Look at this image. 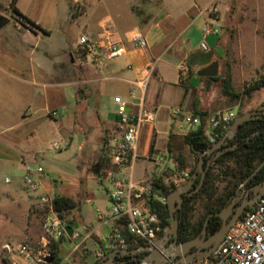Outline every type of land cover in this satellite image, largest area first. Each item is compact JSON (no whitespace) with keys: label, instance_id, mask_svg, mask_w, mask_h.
<instances>
[{"label":"crops","instance_id":"obj_1","mask_svg":"<svg viewBox=\"0 0 264 264\" xmlns=\"http://www.w3.org/2000/svg\"><path fill=\"white\" fill-rule=\"evenodd\" d=\"M81 0H71V4L80 3ZM91 0H85V16L87 31L94 35H99L103 31L106 21H110L114 26L117 38L124 41L126 53L121 57L104 63L100 66L83 64L75 56L74 45H66L62 48L60 57L41 49L40 44L44 39L43 35H49L52 31L40 23L39 17L35 11L29 13L23 12L31 22L40 25L48 31L34 27L31 31L20 26L13 19V28L0 35V88L10 86L11 78L19 79L31 86L29 91L30 99L37 102L39 106L32 108L30 105L22 108L18 112V117L24 125L40 123L48 125L52 120H59L58 131L69 138V144L73 139V132L76 130L78 114L76 112V103L79 102L77 95L81 84L83 95V115L91 116L93 121L91 125L93 132H96L95 138H103L101 142L102 155L105 157L108 143L118 134V115L116 113L117 105L115 97L120 96L128 100L133 112L141 114L144 111L148 114L153 113L156 117L155 122H144L141 127L138 147L134 151V159L131 166V175L134 180H144L151 177L161 176L168 172L166 167H173L178 161L177 143L184 140V134L181 132L182 117L174 118L172 110L181 106L186 112L193 111L195 99H199V107L208 110L209 113L215 112L214 106L207 103L198 94L202 92L204 82L200 81L198 88L191 85L193 74L201 68L209 65L218 59V53L222 52L224 56L225 43L227 39L223 36L224 25L234 23L239 34L244 30L243 21L240 17L245 4L240 1L238 7L240 10L233 13L232 17L227 16L230 10L224 8L221 12L219 0H110L105 4H98L92 7ZM231 0H224L223 6L229 7ZM234 1V0H232ZM239 1V0H235ZM213 3H217L220 9V20L222 32L220 35H210L204 38L203 29L209 23L210 18L206 9ZM259 7L264 8V0H260ZM237 7V8H238ZM236 8V9H237ZM104 18H108L104 20ZM11 21L8 23L10 24ZM7 24V25H8ZM6 26V25H5ZM4 26V27H5ZM2 29V28H1ZM140 31L147 39L148 46L145 48H135L127 41L131 31ZM15 39L16 41H12ZM202 41L210 43L209 51H203L200 47ZM209 45V44H208ZM45 55L48 61H40L36 64L34 61ZM12 56L23 59L27 58L31 63L17 62L18 59H12ZM41 56V57H40ZM82 69L81 78L77 76L76 71ZM198 76V75H197ZM148 78V87L144 97L137 91V98L131 97V91L136 87V82L140 79ZM205 89H207L205 87ZM1 96V95H0ZM5 95L0 97V102H5ZM142 100V101H141ZM10 98L7 97V105ZM9 110V108H7ZM223 109V108H222ZM57 111L58 115L53 116L51 111ZM9 115L8 113L6 116ZM4 116V117H6ZM29 120L31 122H29ZM53 126V124L51 123ZM56 131V127L53 126ZM87 133H89L87 131ZM17 134V135H16ZM16 134L9 136L13 146L18 152L14 156L2 155L7 160H20L26 164L24 148L19 145L20 140H38L37 131L30 134L22 131H16ZM87 140H93V135L89 133ZM99 139V140H100ZM21 149V150H20ZM84 151V150H83ZM85 152V151H84ZM38 151H33L28 158L34 159ZM157 154H164L165 161H157ZM152 163H158L160 166L154 167ZM145 164V173L137 175V167ZM148 165L151 166L148 172ZM111 169L107 171L103 182H110ZM40 193H60L49 186V183H42ZM109 190V189H108ZM108 192V191H107ZM11 198L19 203L22 212H27L30 207L38 200L36 196L24 198L21 193L15 191L9 194ZM87 202H92L90 195ZM109 197V196H108ZM76 218L85 224V241L79 250H74V246L69 250L65 260L78 255L85 259V264H92L99 260V251L105 249L102 245L101 228L108 227L109 232L114 224L110 207L107 212L98 210V224L90 223L86 220L81 210V200L78 201ZM28 223L18 228V231L12 227L5 231H0V248L11 260L12 264H35L17 252H8L4 250L5 244H11L14 250H17L24 244H32L37 249L46 243L43 240V232L36 238L35 233L28 235ZM74 229L68 228L70 234ZM18 234H23L27 241L14 242L18 239ZM31 235V236H30ZM96 236V240L93 236ZM107 237V236H106ZM105 237V242L106 241ZM35 240H34V239ZM104 240V238H103ZM65 241H73L67 237L57 241H52L49 248L56 244L59 252H63ZM93 241L91 247L89 242ZM90 251V253H89ZM94 252V258L89 255ZM88 254V255H87ZM63 260V261H65Z\"/></svg>","mask_w":264,"mask_h":264},{"label":"rangeland","instance_id":"obj_2","mask_svg":"<svg viewBox=\"0 0 264 264\" xmlns=\"http://www.w3.org/2000/svg\"><path fill=\"white\" fill-rule=\"evenodd\" d=\"M11 1L0 0V16H8L11 19L10 24L0 29V35L13 28V19L16 18V14L10 7ZM108 1L110 0H91L90 3L93 7L98 4H105ZM197 1L204 2L205 0ZM240 1L245 4L240 15L244 30L239 34L236 24L226 23L223 27V36L227 39L224 56L222 52L218 53V59L220 60L219 75L224 78L229 65L232 73V85L236 91H242L245 86L264 76V8L262 11L259 7L258 3L260 0H231L228 8L227 6H223L225 4L224 0H219L221 12H224V8L228 9L230 11L227 16L232 17L233 13L240 10V7H238ZM84 3L85 0H81L80 3L78 2L73 5L71 4V0H17L16 5L25 13L31 11L37 13L40 23L52 31L49 35H43L44 39L40 44L41 49L56 54V57H60L62 48H65L66 45H74L81 33L88 32L85 16L82 15L86 9ZM107 19L104 18V20ZM12 41L15 42L16 40L12 39ZM207 44L210 46L209 41ZM12 59L18 58L12 56ZM41 60L48 61V58L43 54L41 59L38 58L34 62L39 64ZM16 61L31 63L28 57ZM76 73L81 78L82 69L79 68ZM208 78L198 77L197 74H193L191 85L194 88H198L200 81L204 82L203 91L198 94V97H202L207 103L212 104L214 110L232 108L238 112L239 116L249 111L264 108V86L253 92L250 96H244L239 100H230L223 93V80L212 81L207 88L206 83ZM31 88L26 82L15 78H11L10 86L0 88V95H5V102H0V231L6 232L8 228L12 227L19 232L18 228H22L25 222H27L29 225L28 235L32 233L33 236L35 233L36 238H38L42 233L41 224L46 206L37 201L27 212H22V207L19 206V203L9 195L15 191L21 193L24 198L38 194L28 191L25 187L24 176L26 165L32 168L35 178L40 181L41 185L42 183H49L51 188L55 185L56 188L54 190L60 192L57 194L72 197L77 202L81 200V210L84 218L89 220L90 223L98 224V210L107 212L111 206L107 191L112 188V184L108 181L103 182V178L106 176L107 171L111 169L112 164L104 158L106 161L103 162L100 174L96 172L97 164L105 157L102 155L100 148L103 138H95L96 132L92 130L94 125H91L93 124L91 123L93 119L91 116L86 117L82 114L84 108L82 91H79L77 95L79 102L75 106L78 120L76 130L72 135L73 139L69 144V138L58 131L60 126L59 120H52L48 125L37 123L34 126V123L29 125L22 123L21 118L18 117V112L28 105L32 108L39 106L37 102L35 103L30 99L29 91ZM78 88L82 89L81 84H79ZM7 97L10 98L9 105L6 102ZM7 113L9 115L6 116ZM29 122L31 121L29 120ZM51 123L56 127V131ZM16 131L24 133L27 131L29 134L32 131H37L38 134V140L25 139L18 142L24 148L25 155L38 151L34 159L28 158L27 155L25 156V165L20 160L15 161L14 159L7 160L2 158L4 153L14 156L18 152L13 146L12 140H9V136L16 134ZM87 131L93 135V140H87V135H89ZM53 142H58L62 146V149L59 151L51 150L50 145ZM177 151L179 161L177 169L162 174L166 177L167 184L175 183L174 180L176 178L182 181L185 179L183 183L187 182L190 173L198 167L200 156H197L184 140L181 139L177 143ZM159 155L164 154H157L155 157L158 158ZM152 165L154 167L160 166L158 163H152ZM152 165H148V172H150ZM39 166L44 168L42 173L36 172ZM144 169L145 164L139 165L137 167V175L141 176V174L145 173ZM183 172L189 175L188 178H186L187 176ZM219 172L218 168L213 170L214 174ZM8 176L11 177V182L9 183L5 181ZM158 177L156 176V178ZM221 177L223 178L224 176L222 175ZM216 185L220 189L223 186L219 181L216 182ZM86 192L89 193L92 202H87L88 196ZM205 211L202 201L195 202L190 212L191 220L193 222L200 220ZM76 213V210L66 212V220L71 222L76 218ZM68 225L74 230H86L85 224L78 219ZM101 232L100 241H102V245H106L105 237L109 234V228L107 226L102 227ZM23 236V234H18V239L14 242L27 241V238ZM93 237L98 240L95 235ZM89 245L93 247V241H90ZM72 247L73 245L70 241L64 242L62 254L61 252L58 253V256L61 258L59 264H85V259H82L78 255L72 256L69 260L64 259L69 254L68 249ZM89 258H94V252L89 255ZM0 264H12L1 248Z\"/></svg>","mask_w":264,"mask_h":264},{"label":"built area","instance_id":"obj_3","mask_svg":"<svg viewBox=\"0 0 264 264\" xmlns=\"http://www.w3.org/2000/svg\"><path fill=\"white\" fill-rule=\"evenodd\" d=\"M206 12L210 18L209 23L203 29V36L220 35L222 32L219 24L220 9L217 3L211 4ZM18 24L31 31L34 27L30 23H22L21 18L16 16ZM127 41L135 48L148 46L146 37L137 30L130 32ZM200 47L203 51H209V45L202 41ZM126 53L124 41L117 38L114 26L106 21L103 31L99 35L83 32L79 35L74 56L83 64L100 66L113 61ZM148 87V78L136 82V87L131 91V97L137 98V91L144 97ZM142 101V100H141ZM116 113L118 115V134L108 143L106 155L112 164L111 184L108 190L111 201L110 211L114 224L106 237L107 247L99 251L98 258L114 248L124 249L130 245L127 235L134 242L144 241L152 246H158L165 241V233L169 226L168 218H163L158 211L152 207V201L157 200L167 203V195L155 185V178L151 177L136 181L131 175V166L134 159V151L138 147L140 131L144 122H155L153 113L141 114L133 112L128 100L116 96ZM54 117L58 115L55 110L51 113ZM174 118L182 117L181 132L186 135L189 132L205 127L209 142L213 145L228 135L231 125L238 116L232 108L220 109L205 116L194 114L193 111L186 112L181 106L172 110ZM51 150H61L58 142L50 145ZM158 162H164L165 157L159 155ZM178 167L175 162L173 167H166L167 171H174ZM44 168L39 166L37 173H42ZM188 178V174L183 172ZM11 182V177L5 179ZM185 181L175 179V184ZM24 184L28 191L38 193L40 203L46 206V212L41 224L43 232V246L39 249L32 244H24L14 250L11 244H5L4 250L17 252L19 255L35 264H47L45 258L52 255L49 244L52 241L67 237L73 241L74 250H79L85 241L83 231L73 230L68 233V221L54 209L53 196L50 193H40L41 183L35 178L32 168L26 165ZM126 232V233H124ZM190 264H264V193L256 202L238 218L224 235L216 249L208 256L199 258Z\"/></svg>","mask_w":264,"mask_h":264},{"label":"trees","instance_id":"obj_4","mask_svg":"<svg viewBox=\"0 0 264 264\" xmlns=\"http://www.w3.org/2000/svg\"><path fill=\"white\" fill-rule=\"evenodd\" d=\"M16 4L17 0H12L10 7L16 16L21 18L22 23H30L33 27H37L38 29L48 33V31L40 25L31 22V20L19 10ZM220 79L223 80V93L230 100H239L244 96H250L253 92L264 86V76H262L245 86L242 91H236L232 85V73L230 66L228 65L225 77L222 78L220 75L216 77H209L206 87L208 88L212 81ZM262 110H264V108ZM193 112L194 114H200L202 116L209 114L208 110L201 109L199 107L198 98L195 99ZM184 141L191 147V150L197 156L206 152L212 145L208 140L205 127L203 125L186 134L184 136ZM235 142L238 143V147L221 154L210 165H208L207 162L205 163L208 170L203 185L197 192L190 196H185L181 222L178 230L180 241H186L197 236L202 230L204 220L207 215L217 212L227 205L228 199L234 194L236 189L251 175L258 164L264 160V120L250 119L243 122L236 132ZM104 158L107 159V161H110L108 156L101 159L100 163H98L96 167V172L98 174H100L103 168V162L106 161ZM215 168H218L220 172L214 174L213 170ZM195 171L196 169L190 173V176ZM222 175L224 176L223 178L221 177ZM165 178L166 177L164 175L159 176L158 178H155L154 182L155 185L163 191V193L168 195V193L176 189L180 184H167ZM257 180H264V171L257 174ZM217 181L223 184L221 189L216 185ZM198 182L199 180L197 183ZM198 201L203 202L206 211L200 220L193 222L190 218V212L192 205ZM53 204L55 211H57L62 217H65L66 212L78 207V202L72 197L57 193L53 196ZM152 207L154 210L158 211L163 218H168L167 225L169 226L171 222V215L167 203H161L157 200H153ZM221 224L222 221L218 216L212 217L208 224V230L211 234H214L220 228ZM127 239L130 242V245L135 243L131 236L127 235ZM58 253L59 247L56 244L52 248V256L54 257V262L52 264L60 263L61 258L58 256Z\"/></svg>","mask_w":264,"mask_h":264},{"label":"water","instance_id":"obj_5","mask_svg":"<svg viewBox=\"0 0 264 264\" xmlns=\"http://www.w3.org/2000/svg\"><path fill=\"white\" fill-rule=\"evenodd\" d=\"M11 19L8 16H0V29L3 28L5 25H7ZM219 68H220V62L218 60H214L211 62L209 65L201 68L200 70L197 71L198 77H216L219 75ZM264 115V111L262 110H253L249 111L246 113H243L235 118L233 121L230 131L228 132V135L223 138L222 140L216 142L215 144L211 145L206 152L200 155L199 162H198V167L196 171L189 177L187 182L180 184L176 189L168 193L167 195V205L168 209L171 215V222L170 226L167 229L165 233V238L167 239L169 237L170 233H174L175 236H178V228H179V220L176 217L174 211L176 210L177 206H181L185 197L184 194L187 195H192L193 193L197 192L200 187L203 185L205 176L208 170V167L204 165V162H206V154H210L213 151L220 149L222 152L224 148H226V145L229 143L230 139L233 138L236 135V132L240 125L250 119H257L260 118ZM238 145H233L228 148H234ZM264 165V161L260 163L251 173V175L244 181L246 183L250 178H252L253 175H255L259 169ZM198 171L201 173L200 181L198 184L195 186L197 182V177H198ZM257 195L254 198V202H256L257 198L264 193V180L258 184L257 187ZM237 199L234 198L232 199L227 205H225L221 210L217 212H213L209 214L203 224L201 234L186 240L182 243H179L176 247L177 250L180 251L181 253H186L189 251L192 247L196 246L199 248V250L192 254L191 256L187 257L182 264H190L191 262L210 255L218 246V244L221 242L223 239L224 235L226 232L229 230L231 225L237 220L238 214L236 213L235 216L228 220L229 216L233 213L234 207L236 204ZM217 215L222 218V224L220 228L212 234L210 237L206 238L207 234V225L209 223V219L211 216ZM204 250H201V249ZM121 252H125L124 250H121ZM116 253L114 252L113 255ZM108 256H105L106 258ZM114 258L113 256L107 258L104 262L101 264H114ZM45 262L47 264H52L54 262V257L52 255H48L45 258Z\"/></svg>","mask_w":264,"mask_h":264},{"label":"flooded vegetation","instance_id":"obj_6","mask_svg":"<svg viewBox=\"0 0 264 264\" xmlns=\"http://www.w3.org/2000/svg\"><path fill=\"white\" fill-rule=\"evenodd\" d=\"M258 110H262V109H258ZM262 111H264V110H262ZM257 119L264 120V115L260 118H257ZM235 136L230 139L229 143L226 145V148L231 147L233 145H238V143L235 142ZM236 147H238V146H236ZM236 147L228 148V149L224 148V149H222L223 150L222 152H220L221 151L220 149H217L210 154H206V162L208 163V165H210L221 154H224L225 152L233 150ZM262 162H260V163H262ZM261 171H264V165L246 183L243 182L236 189L234 194L228 199V203L234 198L237 199L235 207H234V211L229 216L228 220L232 219L236 213L238 214V218H240L255 203L253 200L257 195V191H258L257 187H258V184L262 182L260 180H257V174L261 173ZM200 177H201V173H200V171H198L197 181L198 180L200 181ZM197 184L198 183L196 182L195 186ZM185 196H190V195L184 194V197ZM182 211H183V203L181 206H177L176 210L174 211L176 217L179 220V226H180V222H181ZM216 216L217 215L211 216L210 219L212 217H216ZM219 218L221 221H223L221 217H219ZM210 219H209V221H210ZM178 230H179V228H178ZM199 234H201V232ZM211 235L212 234L208 230V225H207L206 238L210 237ZM182 242H184V241H180L179 233H178L177 237L175 236L174 233H170L169 237L167 239H165V241L162 242L158 246H152L146 242H135V243L129 245L127 248H124V249L114 248L113 250L105 253L102 258L93 262L92 264H101L107 258H109L111 256H113V258H114V260H113L114 264H182L187 257L191 256L192 254L196 253L199 250L198 247L194 246L189 251H187L186 253H181L180 251L177 250L176 246ZM121 250H124L125 252L122 253ZM201 250H204V249L202 248ZM114 252L116 253L115 255H113ZM105 256H108V257L104 258Z\"/></svg>","mask_w":264,"mask_h":264}]
</instances>
